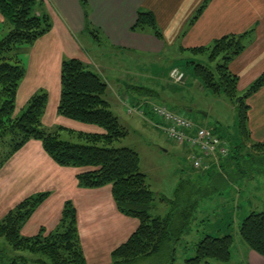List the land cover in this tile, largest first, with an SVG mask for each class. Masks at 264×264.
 <instances>
[{
  "label": "crops",
  "instance_id": "crops-1",
  "mask_svg": "<svg viewBox=\"0 0 264 264\" xmlns=\"http://www.w3.org/2000/svg\"><path fill=\"white\" fill-rule=\"evenodd\" d=\"M206 1L41 0L36 14L48 16L52 29L27 48V62L24 61L26 74L17 93L15 116H20L26 110L32 97L46 93L48 105L42 118L44 129L60 134L100 133L94 127L58 114L63 62L78 59L85 64L90 63L79 43L80 37L87 38V27L94 30L97 41L106 43L113 50L143 58L194 55L191 52L193 49L209 47L225 36L243 35L254 30L246 42V50L230 65L231 72L239 77V93L245 94L256 80L264 76V0H210L200 18L191 25ZM139 12H151L155 16L162 39L156 38L152 31H131ZM4 27L7 28L6 22L0 15V37L4 36ZM167 82L161 84L151 79L148 80L149 86L143 77L134 80L128 75L108 79V92L114 90V94L108 98L112 112L123 126L130 125V118L133 117L130 115L134 113L130 114L128 109L123 111V97L129 99L132 107H138L143 102L156 103L154 96L163 97L165 91L169 92L168 100L173 105H179L185 99L190 83L186 81L182 87L174 88ZM195 83L198 85L197 81ZM111 85L113 88H110ZM142 88L156 94L141 99L127 93L132 90L142 92L139 90ZM247 104L250 107L249 144H264V87L251 96ZM147 118H153L152 113L149 112ZM144 120L147 122L146 118ZM182 147L189 158L192 151L186 146ZM199 152V149L193 150L195 154ZM224 162L225 159H221V165ZM207 163L209 169L198 176H211L212 171L219 172L212 157L207 159ZM84 171L58 165L45 152L40 141H30L0 170V222L25 200L48 194L24 226L22 235L29 238L42 230L47 234L54 232L60 225L66 204L71 203L77 212V227L86 264H113L112 253L137 231L139 222L119 212L111 187L94 190L81 188L77 178ZM198 180L194 179L196 185L199 184ZM237 256L239 264H264V257L243 243H239Z\"/></svg>",
  "mask_w": 264,
  "mask_h": 264
},
{
  "label": "trees",
  "instance_id": "trees-1",
  "mask_svg": "<svg viewBox=\"0 0 264 264\" xmlns=\"http://www.w3.org/2000/svg\"><path fill=\"white\" fill-rule=\"evenodd\" d=\"M209 1L198 10L191 25L203 14ZM40 2L0 0V15L6 25H10L9 34L0 39V148L7 147L0 151V170L30 141H40L45 152L58 165L85 170L77 178L81 188L94 190L111 187L119 212L139 222L137 231L112 253L113 264H139L160 255L165 248L172 250L174 255V246L188 231L197 205L187 207L179 217L175 212L166 218L151 216L156 194L147 176L141 172L140 155L131 148L114 147L129 133L105 99L109 86L99 74L90 71L81 60L64 61L58 114L83 124L98 126L105 131L104 134L68 132L81 142L74 144L61 140L59 132L44 129L42 118L48 105L46 93L32 97L26 110L20 116H15L17 93L26 74L17 51L20 46L33 45L52 29L48 16L36 14ZM147 28L156 38L162 39L155 16L151 12H139L131 31L144 32ZM87 29L97 38L94 30ZM253 32L225 36L209 47L191 50L194 55H207L211 66L189 63L194 76L206 90L213 96L225 97L235 105L238 133L247 144L250 143V107L247 100L264 87V76L256 80L244 95H240L239 77L231 72L230 65L246 50V42ZM139 90L150 96L156 94L147 88ZM251 147L264 153V144ZM241 150L239 148L237 152ZM236 157L229 154L224 164L235 163ZM222 168L223 165L220 170ZM47 197L48 194H41L25 200L0 222V240H4L15 252V255L8 257L7 250L0 247V264H86L77 227V212L71 203L66 204L60 225L54 232L47 234L42 230L29 238L22 235L24 226ZM161 201L168 202L167 199ZM240 235L251 251L264 257V212L251 214L243 222ZM234 242L230 235L222 238L207 236L196 246V256L185 264H210V260L217 264H228L232 260ZM174 262L173 257L170 264Z\"/></svg>",
  "mask_w": 264,
  "mask_h": 264
},
{
  "label": "rangeland",
  "instance_id": "rangeland-1",
  "mask_svg": "<svg viewBox=\"0 0 264 264\" xmlns=\"http://www.w3.org/2000/svg\"><path fill=\"white\" fill-rule=\"evenodd\" d=\"M6 27L3 29V37L10 32V25L7 24ZM146 30L152 31L149 28ZM79 43L90 60V63H87L90 71L99 74L107 84L108 79L112 80L117 76L128 75L134 80L137 77H143L148 85V80L155 79L161 84L169 81L168 85L174 88L182 87L184 83L175 84L169 76V72L174 68L183 71L186 74L185 82L190 83V88L187 89L188 93L179 105H173L174 103L168 100L169 92L166 91L163 97L155 95L153 100L157 104L169 106L172 111L192 119L197 126L226 140L232 148L231 155L237 156L235 163L223 164L222 172L218 170L219 172L212 171L211 176H198L202 171H195L192 168L194 166L191 158L194 154L193 150L189 149L192 151V155L187 158L182 146L170 141L153 126L154 119L147 118L149 112L143 118L135 113L130 115L133 116L130 118L132 119L130 125H124L129 134L125 139L116 142L114 147L131 148L140 155L141 170L146 174L152 191L156 194V201L150 211L151 216L166 218L175 212L179 217L187 207L191 208L197 205L194 219L191 220L188 231L174 246V255L172 250L165 248L160 255L139 264H170L173 257L175 258L173 264H185L187 260L196 256V246L205 237L222 238L229 235L235 241L232 249L233 260L230 264H239L237 256L239 243L245 245L240 235L241 226L251 214L264 212V153L252 149L251 144L245 143L240 138L238 111L235 105L223 96H213L194 76L193 67L189 63L196 62L211 66L208 56L185 54L177 58L161 57L160 55L136 57L113 50L106 43L97 41L89 31L87 38H79ZM27 48L28 46H20L17 51L23 64L24 61L27 62ZM196 81L198 85H196ZM110 90L105 96L107 101L109 96L114 94V90ZM127 93L141 99L150 98L148 94L136 90ZM240 95H244V93ZM122 104L125 107L121 106L123 111L132 107L127 97L122 98ZM113 111L117 114L115 108ZM145 118L147 122L144 120ZM87 127H94L100 133L86 134L105 133L98 126L88 125ZM61 140L74 144L81 143L68 132L61 134ZM4 148L7 149V147H2L0 151L3 152ZM239 148L242 150L238 153L237 149ZM194 179H199L198 185L195 184ZM162 199H167L168 202H163ZM0 247L7 250L8 257L15 255V252L4 240H0ZM209 263L217 264L212 260Z\"/></svg>",
  "mask_w": 264,
  "mask_h": 264
},
{
  "label": "built area",
  "instance_id": "built-area-1",
  "mask_svg": "<svg viewBox=\"0 0 264 264\" xmlns=\"http://www.w3.org/2000/svg\"><path fill=\"white\" fill-rule=\"evenodd\" d=\"M170 77L175 84H181L185 79V74L175 69L171 72ZM147 110L153 114V126L170 141L186 146L190 150H200L199 154L194 153L191 156L196 170L207 171L209 157H212L215 163L220 166L221 159L229 156L230 146L226 141L205 128L198 127L187 116L171 111L166 105L141 103L138 107H128L130 114L138 113L143 117Z\"/></svg>",
  "mask_w": 264,
  "mask_h": 264
}]
</instances>
